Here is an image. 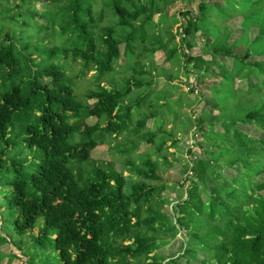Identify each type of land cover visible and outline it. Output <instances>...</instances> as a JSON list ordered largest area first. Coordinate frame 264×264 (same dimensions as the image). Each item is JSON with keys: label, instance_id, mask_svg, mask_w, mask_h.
<instances>
[{"label": "trees", "instance_id": "1", "mask_svg": "<svg viewBox=\"0 0 264 264\" xmlns=\"http://www.w3.org/2000/svg\"><path fill=\"white\" fill-rule=\"evenodd\" d=\"M15 1L12 7L9 0H0V142L8 148L15 124L22 122L23 142L38 150L39 156L27 173L9 182L11 190L6 203L14 215V232L24 236L34 231L41 219L34 240L39 245L52 241L61 264H163L165 259L156 251L177 235L185 238L181 257L170 258L165 264H179L182 257L184 264H264V196L260 193L264 181L253 184L254 177L264 174V138L249 137L235 127L234 120L224 116L221 98L213 95L222 81L208 93L219 102L215 111L223 132L215 130V123L208 124L205 158L192 160L186 199L172 207L173 217L162 211L164 205L172 203L162 197L164 190H175L179 185L165 182L157 171L173 166L176 153L169 150L179 147L178 133L186 124L179 114L173 118L178 124L168 130V123L174 120L158 117L162 108L168 111L166 100L173 99L175 86L158 92L150 86L152 72L168 73L155 65L158 52L170 62V69L177 63L175 37L166 43L161 40L159 46L151 49L153 66L143 67L137 73L138 79L126 89H108L101 82L96 90L85 94L84 101L76 99L59 66L51 65L41 72L35 69L40 48L31 43V37L40 36L41 32L32 33L30 28L44 26V14L50 5L57 9L46 25H52L70 44L58 48L64 56L70 55L76 62L82 60L87 73L109 72L128 63V34L116 29L126 30L134 25L141 28L153 17L156 19V12L145 14L144 4H149V0H124L125 5H114L115 26L101 25L105 6L97 16L98 7L89 0H45L47 8L43 12L32 5L39 0ZM105 2L101 0V5ZM198 9L196 16L183 12L185 24L176 30L180 41L187 45L182 49L183 61L192 63L197 72H212L220 80L219 69L224 63L218 58L244 63L249 52L237 57L219 43L207 24L212 15L207 4L200 3ZM37 16L44 20L42 24L35 21ZM198 34L211 41L203 47L204 52L193 56L186 37L195 38ZM121 45L124 64H119ZM58 49H51V54ZM37 73L40 79L49 81L39 82ZM11 77L16 78L11 88L1 92ZM136 90L140 93L132 95ZM202 99L201 93L199 100ZM137 112L144 117L133 125V113ZM92 117L96 122L89 125L86 121ZM149 117L154 119L151 129L146 128ZM196 119L200 129L205 120L195 116ZM241 122H254L264 131V117L256 111L246 114ZM133 134L138 139L132 144L134 152L129 156L121 153L124 150L116 152V146L125 149L134 142ZM142 143L148 148L139 154ZM100 146L113 147L124 159L126 177L115 170L112 162L92 159L91 152ZM209 146L216 147L215 151L211 152ZM4 153L3 149L0 168ZM236 166V176L222 181V168ZM145 180L157 184L148 185ZM208 182L212 185L208 201H204L201 191Z\"/></svg>", "mask_w": 264, "mask_h": 264}, {"label": "rangeland", "instance_id": "2", "mask_svg": "<svg viewBox=\"0 0 264 264\" xmlns=\"http://www.w3.org/2000/svg\"><path fill=\"white\" fill-rule=\"evenodd\" d=\"M10 5L13 7L16 4L15 0H9ZM93 5H97L98 14L100 10L105 6L104 21H101V25L115 26L117 17L114 16V5H125L124 0H106L101 5V0H89ZM202 2L207 4L209 12L212 14L207 18V24L209 28H212L215 35L218 36L219 43H222L227 49H231L233 54L237 57L243 56L247 51L249 52V59L241 63L236 61L233 63V59L227 57H220L218 60L224 63L221 70V79L219 80L217 75H204V79H200L194 71L188 72V79L184 85V91L186 95L180 93V88L176 84L174 87L173 95L177 94L175 100H166L169 105L168 111L166 108H162L158 117L165 120L172 119L181 114V119L184 118L186 126L178 134L179 147L177 149H171L172 153H176V157L173 161L171 168H160L157 171L159 177L169 184L179 185L175 190H164L162 197L169 198L172 203L164 205L162 211L169 217H173L172 207L186 199V189L190 184L188 177V161L195 159L205 158L204 148L207 147L204 136H207L208 124L210 122L215 123V130L223 132V129L217 123V112L215 106L218 100L212 98L208 93L211 87L218 85L222 81L221 86H216L213 95H217L221 98V105L224 108V116L231 120H234L235 127L238 130L244 132L251 138L261 139L264 138V131L255 124H242L241 119L248 113L256 111L259 116L264 117V0H149V4H141L146 7L145 14L147 12L158 13L156 19L152 18V21L145 22V25L141 28L133 26L126 29H116L117 31L127 33L129 47L126 53L127 61L125 65L115 66L109 72H100L91 70L87 73V67L82 60L76 62L72 57L64 56L61 48L66 44L65 39L59 36L58 32H55L52 25L49 27L46 22H50L56 14V7L50 5L48 11L44 14V20L38 16L35 21L44 26L31 27L32 33L40 31V36L31 37V42L36 47L40 48V54L36 62L37 71L56 65L62 68L68 79V83L74 90V95L78 101H84V96L88 91L96 90L101 82L106 83L108 89H115L122 91L128 87V84L138 79L137 74L143 67H152L153 62L150 59L152 57L151 49L160 45V42L166 43L170 38L175 37L173 46L176 47V54L178 56L177 63L171 66L166 77L170 81L178 79L181 66L180 62V45L177 41L180 38L176 35L173 27L177 21V15L181 17V14L185 11L191 13L192 16H196L199 13L198 5ZM38 12L46 11L47 3L45 0L33 1L32 4ZM96 7V9H97ZM95 10V9H94ZM144 19V17H142ZM203 37V36H202ZM202 37H198L195 40L196 45L200 46ZM205 39V37H203ZM70 46V44H66ZM124 46V45H123ZM123 46L120 48V60L119 64L125 63L123 56ZM169 47L172 48L171 45ZM57 48L55 53L51 54V49ZM200 48V51L206 49ZM198 53V50L194 51ZM35 57V56H33ZM142 57V58H140ZM164 56L161 54L156 59V62L163 68H168L169 64H165ZM78 63V64H77ZM170 63V62H169ZM174 63V59H173ZM217 69V68H216ZM194 70V69H193ZM214 72V70H213ZM218 73V72H217ZM38 77L40 73H37ZM199 75L200 72H199ZM184 76V75H183ZM42 79V78H41ZM40 77L38 81L40 82ZM16 78L11 77L7 84L1 88V92H4L11 88L13 81ZM184 80V79H183ZM49 80L43 78L42 83H47ZM158 82V80H157ZM197 83L198 93L195 94L192 91V86ZM104 85V84H103ZM109 85V86H108ZM217 93H216V92ZM138 90L132 91V95L139 94ZM166 95L168 92H164ZM171 93V92H170ZM203 94L204 100H199V97ZM163 91L160 94L162 98ZM184 104L186 105L184 108ZM185 116H183V110ZM138 111V110H137ZM171 115V116H170ZM197 118L202 117L205 120L203 127L198 129L196 124ZM199 116V117H198ZM141 117L142 116L141 114ZM140 115L133 113L132 124L135 125L140 120ZM87 120L88 124L95 121ZM177 121V120H176ZM178 122V121H177ZM176 125L178 123H175ZM196 130L197 136L194 135L193 130ZM11 135V145L7 148L4 143L0 142V152L4 149L3 164L0 168V264H61L57 252L54 249L52 241H45L42 245L35 242V236L39 230L41 219L38 220L37 227L32 232H28L24 236L17 235L12 226V220L14 219L13 213L9 210L6 203V196L9 194L11 188L9 182L14 180L20 175H24L28 172V169L32 163L37 162L36 157L39 156V151L26 147L23 142L25 133L23 130V123L18 122L15 124V128ZM134 136V142H130L125 146V149L116 146V152L124 150L121 153L123 155H131L135 149L132 144L138 143L137 137ZM121 140V138H119ZM192 146V147H191ZM148 145L142 143L137 153L141 154L145 152ZM211 152H214L216 147H208ZM133 149V150H132ZM35 156V158H34ZM91 157L94 160H103L105 162H112L115 170L123 174L128 175V171L123 165L124 159L119 157L113 150V147L100 146L94 149L91 153ZM143 159H146L142 157ZM172 158V157H170ZM168 157V160H170ZM156 159L155 156L152 157ZM14 166H13V165ZM162 164V163H161ZM160 164V165H161ZM21 165V167H16ZM237 169L223 167L221 172L223 175L222 181L226 178H233L236 176ZM188 174V175H187ZM185 179H187L185 181ZM264 181V174H261L253 178V184H259ZM148 185H156V181L145 180ZM184 182L186 185H184ZM183 183V187L180 186ZM211 182L207 183V187L202 188V199L208 201L209 187ZM264 196V189L260 191ZM184 235H177L175 239H172L167 245L163 246L156 251V254L162 256L165 260V264L170 258L180 256L181 257V244L184 242ZM185 258L179 260V264H184ZM191 264H199L198 262H192Z\"/></svg>", "mask_w": 264, "mask_h": 264}, {"label": "crops", "instance_id": "3", "mask_svg": "<svg viewBox=\"0 0 264 264\" xmlns=\"http://www.w3.org/2000/svg\"><path fill=\"white\" fill-rule=\"evenodd\" d=\"M173 15V14H172ZM174 16H176L177 17V19H179V17H178V14L177 15H174ZM178 25V23H176L175 25H174V27H173V29H174V31H175V33H176V26ZM203 37H205L204 35H202ZM201 35H197V37H195V38H191V37H186V42H189L190 44H191V48H190V53H191V55H193V56H195V55H197V54H200V48H203V47H205V45L206 44H208L210 41H211V39L209 38V37H205V39H203V37H202ZM198 37H202V39H201V41L203 42V43H201V45L200 46H197L198 45V42H197V45H196V42H195V40H198ZM177 41H178V43L179 44H181L180 45V48H179V50L183 47V49H185V47L187 46L186 45V43L185 42H183L182 43V41H180V40H178L177 39ZM187 48V47H186ZM195 50H198V53L196 52H194ZM180 53L182 54V51H180ZM161 54V52H158L156 55H155V65H156V67H158L160 70H163V71H166V72H168L169 71V69H170V65H169V67L168 68H163V67H161L157 62H156V59L159 57V55ZM162 56H164L165 57V55L164 54H161ZM183 55V54H182ZM182 55H180V62H179V65L178 66H181V71H180V74H179V77H178V79H175V80H173V81H170L169 80V78H167L165 75H163V74H160V75H157L155 72H152V84H151V86H150V89L153 91V92H158V91H160V90H162V89H164V88H167V87H170V86H175L176 84L178 85V87L180 88V93H182L183 95H186V96H188L187 94H186V92L184 91V85H185V83H186V81H187V79H188V77H189V75H188V72H190L191 70L192 71H194L196 74H197V76L201 79V77L203 76V75H207V74H209V75H213L212 74V72H206L205 70H202L201 72H200V74L201 75H199V72H197V71H195V70H193L194 68H193V66H192V63H186V61L184 60L183 61V57H182ZM164 61H165V64H169L167 61H166V58H164ZM191 71V72H192ZM184 75V76H183ZM184 79V80H183ZM157 80H158V82H157ZM176 97H177V94H174L173 95V100H175L176 99ZM189 97V96H188ZM185 104H184V108H185ZM183 111V116H185L186 114H185V112H184V109L182 110ZM186 117V116H185ZM184 117V118H185ZM184 118H183V120H184ZM92 119H95V118H89L88 120H90V121H93ZM174 121H170L169 123H168V125H167V129L168 130H170V129H172L173 127H174V124L176 123V120L175 119H173ZM87 122V121H86ZM96 122V119H95V121L93 122V123H91V124H89V125H92V124H94ZM88 123V122H87ZM154 127V119L152 118V117H149L148 118V120L146 121V128L147 129H151V128H153ZM184 129V128H183ZM182 129V130H183ZM178 134H180V133H178ZM169 151H172L171 149L169 150ZM92 153V152H91Z\"/></svg>", "mask_w": 264, "mask_h": 264}, {"label": "built area", "instance_id": "4", "mask_svg": "<svg viewBox=\"0 0 264 264\" xmlns=\"http://www.w3.org/2000/svg\"><path fill=\"white\" fill-rule=\"evenodd\" d=\"M184 24H185V19L180 17V18H179V23H178V25L176 26V30H177L178 28H181ZM180 30H181V29H180ZM180 30H179V31H180ZM191 86H192V89L194 90L193 92H194L195 94H199V93H198L199 91H198V88H197V84H196V83H194V85H191V84H190V87H191ZM193 133H194L195 136H197V132H196L195 129L193 130ZM191 147H192V146H191ZM194 159H195V158H194ZM194 159H193V160H194ZM188 164H189L188 174L191 175V174H192V172H191L192 159L188 161ZM188 174H187V175H188ZM186 184H187V182H186Z\"/></svg>", "mask_w": 264, "mask_h": 264}]
</instances>
